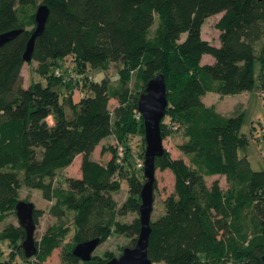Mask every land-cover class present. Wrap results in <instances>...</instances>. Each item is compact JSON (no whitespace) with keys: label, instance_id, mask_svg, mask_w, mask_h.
<instances>
[{"label":"trees","instance_id":"16d2710c","mask_svg":"<svg viewBox=\"0 0 264 264\" xmlns=\"http://www.w3.org/2000/svg\"><path fill=\"white\" fill-rule=\"evenodd\" d=\"M50 15L36 39L33 61L46 82L26 87L23 56L35 28L37 0H0V34L21 29L0 47V223L15 211L21 189H38L52 204L49 213L57 222L48 226L32 258L25 256L23 227L8 224L0 241L11 246L13 257L0 264H47L61 248L64 264H106L112 253L82 261L73 254L81 242L112 233L133 238L140 220L119 218L138 212L144 168L138 167L130 135L144 134L137 117L138 100L148 82L163 74L167 84V114L161 131L167 138L175 130L185 141L174 158L166 149L156 167L174 174V192L165 200V213L152 220L149 258L153 264H264V170H254L239 150L249 144L241 133L244 112L227 116L203 97L208 92L236 95L253 89L259 60L260 86L264 90V0H42ZM223 13L216 23L220 46L202 37L207 18ZM159 18V21H158ZM158 21L154 35L151 29ZM185 36V37H184ZM205 54L214 63L202 64ZM74 63L81 75L87 66L104 71L121 61L118 79L106 76L95 82L81 79L82 98L74 100L72 78L61 74L59 60ZM71 77V76H69ZM135 78L139 93L129 89ZM77 81V84L79 82ZM113 99L118 105L111 109ZM53 118V121L50 120ZM140 129H139V128ZM139 129V131H138ZM116 135L125 146L107 163L93 158L102 141ZM82 156L81 178L68 177L58 187L56 179L77 156ZM138 169L142 170L141 174ZM225 176L229 188L219 179ZM129 181V196L118 207L114 194ZM26 201H28L26 199ZM35 209L36 224L43 215ZM74 213L72 241L66 217ZM4 253L0 248V254Z\"/></svg>","mask_w":264,"mask_h":264},{"label":"rangeland","instance_id":"374dc122","mask_svg":"<svg viewBox=\"0 0 264 264\" xmlns=\"http://www.w3.org/2000/svg\"><path fill=\"white\" fill-rule=\"evenodd\" d=\"M38 4L42 3V0H37ZM223 13L211 16L206 19L202 26V37L203 39L209 41L215 46H220V31L216 28V23L222 17ZM159 21V18H158ZM158 21L154 24L151 29V35H154L158 28ZM185 37V36H184ZM264 47V39L256 43V52L259 55ZM214 57L209 54H205L202 59V64L214 63ZM59 72L65 74L68 78L73 80L74 88V100L81 98L83 93L80 91L81 80L86 78V76H92L95 82H101L106 76L110 77L112 80L116 81L118 79L119 70L123 67L121 61H112L109 63V68L104 71L101 67H95L88 65L86 73L79 75L74 71V63L67 59H60ZM38 63L36 61L26 62L23 66V76L26 87H29L34 81L46 82L44 77H41L37 72ZM260 69L261 64L258 60L256 62V78L255 84L252 90L243 92L236 95H220L218 93L208 92L204 97L203 101L208 106H214L219 112L224 115L231 116L237 115L244 112V123L241 128V133L246 135L249 144L246 149H240V156L247 155L252 168L254 170H264V90L260 89ZM71 76V77H69ZM81 79V80H79ZM79 80L78 84L77 81ZM142 84L137 82L135 78L129 83V89L133 93H139L141 91ZM118 100L113 99L110 103L111 109L118 105ZM53 121V118H50ZM139 128V127H138ZM140 129V128H139ZM138 129V131H139ZM185 138L182 131L175 130L170 136L164 139V147L171 153L174 158L184 157L180 152L178 146L183 143ZM119 139L116 135L105 138L102 143L96 148L93 153V158L102 162L107 163L116 154V148H118ZM128 143L132 147V152L135 158L142 159L143 150L145 152L146 142H145V130L144 134L138 132L136 134L130 135ZM81 161L82 156H77L74 162L67 168L60 171L56 184L58 187L65 185V179L68 177L81 178ZM143 171L138 169V173L141 174ZM215 179H219L221 186L224 190L229 188L225 176H214L207 179L208 184H211ZM145 182V178H142ZM175 178L171 170H156V184H155V202L154 211L152 213V220L157 219L160 215L165 213V200L174 192ZM129 181L124 179L122 181L121 190L114 194L117 200L118 207H122L129 196ZM22 200H28L35 204L37 209H42L44 211L43 215L39 218L35 231V239L39 240L44 234L49 225L57 222V219L49 213V208L51 202L43 198L42 193L38 189H29L23 187L21 189ZM5 221L0 223V232L8 225L14 224L19 225V219L15 211L7 214ZM74 213H70L66 217L67 225L70 227V233L67 235L65 242L72 241L75 227L73 223ZM136 217H139L138 212H129L126 216H121L119 219L123 222H131ZM133 238H128L124 235L117 233H112V235L102 244H100L94 255L105 256V254L112 253L115 257H119L124 248L132 244ZM0 248L4 253L0 254V261L10 260L13 256L11 253V246L7 242L0 241ZM14 264H26L20 257H16ZM47 264H64L61 261V248L55 250L52 256L47 260Z\"/></svg>","mask_w":264,"mask_h":264},{"label":"water","instance_id":"95a60500","mask_svg":"<svg viewBox=\"0 0 264 264\" xmlns=\"http://www.w3.org/2000/svg\"><path fill=\"white\" fill-rule=\"evenodd\" d=\"M49 15V6L40 4L35 15L36 28L28 41L23 56L25 62L32 61L36 39L44 32ZM21 32V29H16L0 34V47L15 39ZM167 106L166 79L163 74H158L148 82L145 92L138 100V110L143 118L146 142L144 152L145 182L140 192L141 202L139 205V235L134 246L125 247L119 257L110 259L106 264H153L149 258V242L155 202L156 160L166 150L161 123L167 114ZM35 209V204L26 200L19 201L15 208L19 224L25 230V239L22 246L28 259L35 256L38 251L35 239L37 227L34 217ZM100 242L99 238L81 242L75 246L73 254L82 261H89ZM262 259L264 261V255Z\"/></svg>","mask_w":264,"mask_h":264},{"label":"built area","instance_id":"2783aa9c","mask_svg":"<svg viewBox=\"0 0 264 264\" xmlns=\"http://www.w3.org/2000/svg\"><path fill=\"white\" fill-rule=\"evenodd\" d=\"M140 116H142V115L139 112L137 114V117L139 118ZM117 149H118L119 156L120 157H123L124 156V153H125V146L123 144H121V143H118V148ZM138 167L139 168H144V160L143 161L138 160Z\"/></svg>","mask_w":264,"mask_h":264},{"label":"crops","instance_id":"0c3cea01","mask_svg":"<svg viewBox=\"0 0 264 264\" xmlns=\"http://www.w3.org/2000/svg\"><path fill=\"white\" fill-rule=\"evenodd\" d=\"M59 64H60V62H59ZM58 71H59V69H58ZM74 95H75V92H74ZM81 98H82V96H81ZM81 98H79L78 100H75V101H77V102H78V101H79Z\"/></svg>","mask_w":264,"mask_h":264}]
</instances>
